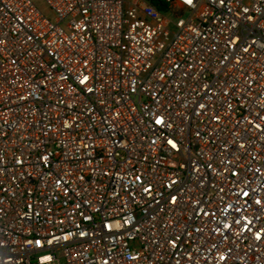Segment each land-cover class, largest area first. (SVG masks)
I'll list each match as a JSON object with an SVG mask.
<instances>
[{
  "label": "built area",
  "instance_id": "obj_1",
  "mask_svg": "<svg viewBox=\"0 0 264 264\" xmlns=\"http://www.w3.org/2000/svg\"><path fill=\"white\" fill-rule=\"evenodd\" d=\"M0 0V264H264V0Z\"/></svg>",
  "mask_w": 264,
  "mask_h": 264
},
{
  "label": "rangeland",
  "instance_id": "obj_2",
  "mask_svg": "<svg viewBox=\"0 0 264 264\" xmlns=\"http://www.w3.org/2000/svg\"><path fill=\"white\" fill-rule=\"evenodd\" d=\"M34 2V4L36 5V7L47 17H49L50 19L54 18L53 13L51 12V10L49 9V7L46 5V3L44 2V0H32Z\"/></svg>",
  "mask_w": 264,
  "mask_h": 264
},
{
  "label": "trees",
  "instance_id": "obj_3",
  "mask_svg": "<svg viewBox=\"0 0 264 264\" xmlns=\"http://www.w3.org/2000/svg\"><path fill=\"white\" fill-rule=\"evenodd\" d=\"M152 6L160 11H168L170 4L166 0H147Z\"/></svg>",
  "mask_w": 264,
  "mask_h": 264
}]
</instances>
